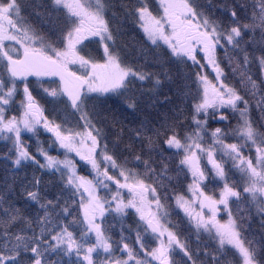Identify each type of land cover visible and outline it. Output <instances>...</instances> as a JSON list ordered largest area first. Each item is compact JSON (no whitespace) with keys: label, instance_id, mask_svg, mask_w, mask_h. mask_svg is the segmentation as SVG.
<instances>
[{"label":"snow or ice","instance_id":"6c2138e0","mask_svg":"<svg viewBox=\"0 0 264 264\" xmlns=\"http://www.w3.org/2000/svg\"><path fill=\"white\" fill-rule=\"evenodd\" d=\"M0 161V264H264V0H0Z\"/></svg>","mask_w":264,"mask_h":264},{"label":"trees","instance_id":"16d2710c","mask_svg":"<svg viewBox=\"0 0 264 264\" xmlns=\"http://www.w3.org/2000/svg\"><path fill=\"white\" fill-rule=\"evenodd\" d=\"M173 86L169 85V86H166L165 88H163L160 92V96H164V95H169V96H172L173 95ZM146 102V101H145ZM158 107L160 108V110H166L169 105L165 102H160ZM123 111H127V110H123ZM153 116H155V113L152 114ZM138 116H136L135 114H131V113H128V119L129 121L131 122H136L138 120ZM4 167H3V162L0 161V183L3 182V179H4Z\"/></svg>","mask_w":264,"mask_h":264},{"label":"rangeland","instance_id":"374dc122","mask_svg":"<svg viewBox=\"0 0 264 264\" xmlns=\"http://www.w3.org/2000/svg\"><path fill=\"white\" fill-rule=\"evenodd\" d=\"M207 71H209V72H210V71H211V69H208Z\"/></svg>","mask_w":264,"mask_h":264}]
</instances>
